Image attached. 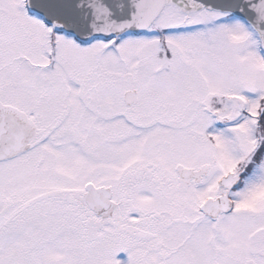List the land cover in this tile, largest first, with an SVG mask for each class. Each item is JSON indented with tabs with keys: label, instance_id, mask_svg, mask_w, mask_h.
<instances>
[{
	"label": "snow or ice",
	"instance_id": "1",
	"mask_svg": "<svg viewBox=\"0 0 264 264\" xmlns=\"http://www.w3.org/2000/svg\"><path fill=\"white\" fill-rule=\"evenodd\" d=\"M0 264H264V0H0Z\"/></svg>",
	"mask_w": 264,
	"mask_h": 264
}]
</instances>
